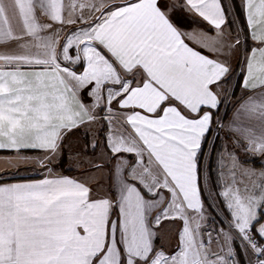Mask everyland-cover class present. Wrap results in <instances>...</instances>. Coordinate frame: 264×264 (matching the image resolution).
I'll return each mask as SVG.
<instances>
[{"label": "snow or ice", "instance_id": "6c2138e0", "mask_svg": "<svg viewBox=\"0 0 264 264\" xmlns=\"http://www.w3.org/2000/svg\"><path fill=\"white\" fill-rule=\"evenodd\" d=\"M0 154V264H264V0H0Z\"/></svg>", "mask_w": 264, "mask_h": 264}, {"label": "crops", "instance_id": "0c3cea01", "mask_svg": "<svg viewBox=\"0 0 264 264\" xmlns=\"http://www.w3.org/2000/svg\"><path fill=\"white\" fill-rule=\"evenodd\" d=\"M239 94V92H238ZM73 144H75V140L72 141ZM3 154H0V172H15V175L12 176H4L2 177V179L5 182H10V183H15V182H29L31 180H35V179H40L42 178L43 174H38L37 171L35 170H28V169H35V165L34 164H25L22 162H17L16 160L12 161L11 166H9L6 163L5 158H2ZM67 168L68 164L66 162ZM19 168V171L17 172L16 169ZM57 172L62 173L59 168L56 170ZM64 174V173H62ZM64 175H68V176H76L77 172L74 174H64Z\"/></svg>", "mask_w": 264, "mask_h": 264}, {"label": "trees", "instance_id": "16d2710c", "mask_svg": "<svg viewBox=\"0 0 264 264\" xmlns=\"http://www.w3.org/2000/svg\"><path fill=\"white\" fill-rule=\"evenodd\" d=\"M259 163V162H258ZM59 170L64 173V174H74L76 173L75 171L73 170H70L69 168H67V165L66 163L64 164L63 168H59Z\"/></svg>", "mask_w": 264, "mask_h": 264}, {"label": "rangeland", "instance_id": "374dc122", "mask_svg": "<svg viewBox=\"0 0 264 264\" xmlns=\"http://www.w3.org/2000/svg\"><path fill=\"white\" fill-rule=\"evenodd\" d=\"M66 163V162H65ZM217 211H219L218 209H217Z\"/></svg>", "mask_w": 264, "mask_h": 264}]
</instances>
